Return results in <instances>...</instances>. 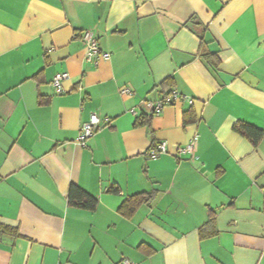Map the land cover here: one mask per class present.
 <instances>
[{"label":"crops","instance_id":"0c3cea01","mask_svg":"<svg viewBox=\"0 0 264 264\" xmlns=\"http://www.w3.org/2000/svg\"><path fill=\"white\" fill-rule=\"evenodd\" d=\"M85 30L109 60L85 61ZM171 91L192 103L139 123ZM238 123L264 132V0H0V264H264V139Z\"/></svg>","mask_w":264,"mask_h":264},{"label":"built area","instance_id":"2783aa9c","mask_svg":"<svg viewBox=\"0 0 264 264\" xmlns=\"http://www.w3.org/2000/svg\"><path fill=\"white\" fill-rule=\"evenodd\" d=\"M84 48H85V61L91 65H97L100 60L107 61L110 58L108 52H104L100 49L99 44L91 30H85L81 38ZM68 79V74L66 72L56 73L51 80V87L56 94L63 93L62 84ZM121 95L131 96L132 91L125 87L120 90ZM184 99L188 103H192L189 97L182 96L176 91H171L165 94L158 100L155 101H144L143 115L146 116H157L163 109L167 106L173 105L178 102V100ZM133 113V111H131ZM100 119L96 114H90L87 122L83 123L80 128V134L77 138V143L83 147L86 146L88 140L93 137L95 132L99 129ZM196 138H193L188 144L184 146H178L175 149L174 156L178 159H182L186 156H192L196 150ZM168 153L167 144L165 142H158L151 148L148 152V156L152 159H156L161 155ZM121 264H132L128 260H123Z\"/></svg>","mask_w":264,"mask_h":264},{"label":"trees","instance_id":"16d2710c","mask_svg":"<svg viewBox=\"0 0 264 264\" xmlns=\"http://www.w3.org/2000/svg\"><path fill=\"white\" fill-rule=\"evenodd\" d=\"M146 118H148L146 115H142L139 118V120L141 119L139 123H147L148 120ZM185 122H187V120H185ZM234 130L241 136L249 140L253 145H256L259 140L264 139L263 131L253 128L252 126H249L247 124L238 123L234 126ZM152 200L153 197L150 194L134 195L132 197H129L122 204L119 211L125 217H130L138 209L139 206L151 203ZM67 202L69 206L84 211H94L97 207V200L93 196L89 195L87 192L75 185H71L69 188ZM2 235L18 236V233L15 230L8 228L7 226L0 225V237Z\"/></svg>","mask_w":264,"mask_h":264}]
</instances>
